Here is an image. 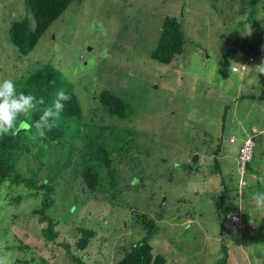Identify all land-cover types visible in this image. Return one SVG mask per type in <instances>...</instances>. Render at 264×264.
I'll return each instance as SVG.
<instances>
[{
    "label": "rangeland",
    "instance_id": "obj_1",
    "mask_svg": "<svg viewBox=\"0 0 264 264\" xmlns=\"http://www.w3.org/2000/svg\"><path fill=\"white\" fill-rule=\"evenodd\" d=\"M26 15L25 0H0V81L16 84L52 64L78 96L84 135L35 143L0 183V257L116 264L146 235V214L156 226L153 252L166 264L216 263L223 243L227 264H264V206L251 198L264 193V0H74L24 55L9 29ZM168 15L181 21L186 46L166 64L151 52ZM105 90L133 111L110 115ZM255 132L253 160L241 171V142ZM90 135L112 160L91 161L100 174L94 189L79 171L93 156ZM43 184L52 186L45 210ZM48 217L56 243L44 232ZM83 230L93 235L81 249Z\"/></svg>",
    "mask_w": 264,
    "mask_h": 264
},
{
    "label": "trees",
    "instance_id": "obj_2",
    "mask_svg": "<svg viewBox=\"0 0 264 264\" xmlns=\"http://www.w3.org/2000/svg\"><path fill=\"white\" fill-rule=\"evenodd\" d=\"M73 1L74 0H25L28 14L30 13L32 17L26 15L11 24L9 29L11 42L17 46L21 54H29L35 48L49 26L62 15ZM185 46L186 37L181 21L177 17L170 15L166 16L163 21V28L158 44L151 52L152 58L159 62L169 64L176 56L185 51ZM15 85L17 93L23 92L25 94L35 95L37 98L43 97L45 99V105L38 106L40 108L51 105L56 99L58 91L61 89L70 95L71 99L64 102V109L59 119L55 121V127L51 131L44 129L45 135L43 137L39 136L35 127H32L31 131L28 133L21 131L17 135L9 133L0 136V183L4 182L11 174L16 172V165L21 156L35 143L40 142V145L43 147L44 143H58L65 139H72L84 135L80 121L83 116V109L78 96L74 91L72 83L52 64L41 66L35 71L20 77ZM101 102L106 106L110 115L119 118H126L133 111V108L127 104L122 97L106 90L101 92ZM40 115V111L34 112L31 116V121L34 123L39 119ZM21 119H23V117ZM89 140L90 145L88 146L89 149H91L90 155L93 156H90L86 160L84 167L79 168V171L84 181L94 189L96 188V183H98L100 174L95 170V167L90 164L91 161L97 160V162L100 161L99 163H103L109 167L112 164V160L109 158L110 152L108 148L104 146L105 144L99 142L97 135H90ZM216 168L220 171L217 160ZM41 187L47 189L43 201V208L45 210L49 208L53 202L51 196L52 186L43 184ZM221 206L223 211H225V204ZM139 218L143 221L148 231L140 241L132 242L131 248L126 251L124 256L116 264H166L167 258L164 254H155L153 252L151 238H153L156 232L155 221L152 218H148L146 214H139ZM46 220L48 221V226L44 229V232L56 243L58 233L54 231L53 220L49 217L46 218ZM92 235V231L83 230L82 238L78 243L79 248L83 249L87 245L88 238ZM59 245L61 246L60 243H58V246ZM68 245L67 243H63L62 246L69 249ZM222 250L223 257L213 264L228 263L229 248L224 243L222 244ZM76 261L79 264H84L78 257H76Z\"/></svg>",
    "mask_w": 264,
    "mask_h": 264
},
{
    "label": "clouds",
    "instance_id": "obj_3",
    "mask_svg": "<svg viewBox=\"0 0 264 264\" xmlns=\"http://www.w3.org/2000/svg\"><path fill=\"white\" fill-rule=\"evenodd\" d=\"M252 59L253 58H249V60L253 61ZM247 62V59L243 60V67ZM257 70L259 73L264 74V63L257 65ZM244 97L253 99L255 95H245ZM70 99L71 96L61 89L58 91L56 99L51 105L40 108L38 106L45 105V99L43 97L37 98L32 94H25L23 92L17 93L16 85L12 79L0 81V136L9 133L17 135L21 131L28 133L31 131L32 127H35L39 136L43 137L45 135L44 129L51 131L55 127V121L59 119L64 109V102ZM36 111H40L41 115L39 119L33 123L31 121V116ZM22 117L23 119H21ZM257 134L258 133L255 132V134L248 135V137L253 136L255 140ZM247 138L242 140L240 148ZM256 146L257 143L255 140V148ZM251 198L257 202L258 206H264V193L254 192L251 194ZM0 264H10V261L6 257H0Z\"/></svg>",
    "mask_w": 264,
    "mask_h": 264
},
{
    "label": "built area",
    "instance_id": "obj_4",
    "mask_svg": "<svg viewBox=\"0 0 264 264\" xmlns=\"http://www.w3.org/2000/svg\"><path fill=\"white\" fill-rule=\"evenodd\" d=\"M233 70L238 71V67L234 66ZM235 138L231 137V141H234ZM255 150V140L253 136L248 137L242 144L239 150L238 163L241 171L247 168V164L252 161ZM232 220L234 222L241 221V218L233 215Z\"/></svg>",
    "mask_w": 264,
    "mask_h": 264
},
{
    "label": "water",
    "instance_id": "obj_5",
    "mask_svg": "<svg viewBox=\"0 0 264 264\" xmlns=\"http://www.w3.org/2000/svg\"><path fill=\"white\" fill-rule=\"evenodd\" d=\"M198 154H196L195 156H194V160H197V158H198Z\"/></svg>",
    "mask_w": 264,
    "mask_h": 264
}]
</instances>
